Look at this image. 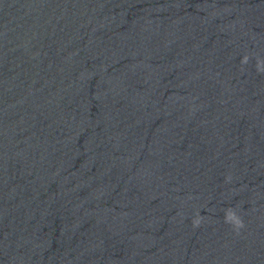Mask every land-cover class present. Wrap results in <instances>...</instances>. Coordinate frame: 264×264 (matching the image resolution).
I'll use <instances>...</instances> for the list:
<instances>
[{
  "label": "water",
  "instance_id": "1",
  "mask_svg": "<svg viewBox=\"0 0 264 264\" xmlns=\"http://www.w3.org/2000/svg\"><path fill=\"white\" fill-rule=\"evenodd\" d=\"M0 264H264V0H0Z\"/></svg>",
  "mask_w": 264,
  "mask_h": 264
}]
</instances>
